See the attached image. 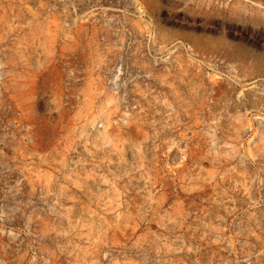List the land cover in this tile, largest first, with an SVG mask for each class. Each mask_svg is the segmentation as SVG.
Here are the masks:
<instances>
[{"label":"rangeland","instance_id":"374dc122","mask_svg":"<svg viewBox=\"0 0 264 264\" xmlns=\"http://www.w3.org/2000/svg\"><path fill=\"white\" fill-rule=\"evenodd\" d=\"M0 264H264V0H0Z\"/></svg>","mask_w":264,"mask_h":264}]
</instances>
